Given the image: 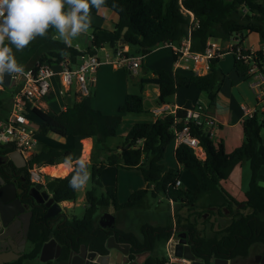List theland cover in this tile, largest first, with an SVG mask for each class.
Segmentation results:
<instances>
[{"label": "trees", "instance_id": "trees-1", "mask_svg": "<svg viewBox=\"0 0 264 264\" xmlns=\"http://www.w3.org/2000/svg\"><path fill=\"white\" fill-rule=\"evenodd\" d=\"M102 8L115 12L117 22L112 30L91 25V45H85L84 52L53 39L56 31L50 29L46 37H37L22 51L12 46L17 63L23 65L24 69L32 66L36 60H66L74 65L85 53H96L106 44L111 48L127 45L130 54L145 56L165 42L178 44L187 36L188 30L191 49L198 52L205 49L208 39L221 43L231 42L235 38L243 41L247 35L256 33L264 41V0H106ZM97 12V9H91L92 15ZM191 14L194 24L191 23ZM5 43H8L7 39ZM223 54L225 51L211 61L210 71L206 75L171 76L166 70L157 69L152 77L143 79L142 83L158 86V103L161 104L179 87L193 86L205 92L210 104L214 105L225 76L219 66ZM256 54L258 68L264 76V53L256 51ZM233 57V70L237 76L246 78L248 66ZM1 86L2 78L0 118L4 117L5 109H9L15 92L12 88L8 98H3L7 87ZM141 112L142 96L134 93L125 95L115 113H104L94 108L90 96L73 102L65 110L34 109L38 119V140L48 134L62 138L91 137L96 145H103L108 138L117 136L124 114ZM261 115L256 112L254 116L242 119L240 126L244 140L231 152L225 151L222 141H213L203 128L189 122L191 133L197 137L205 158H198L192 148L180 144L173 151L177 168L167 170L161 161L176 132L186 124V109L178 108L174 114L164 113L154 122L134 123L120 146L106 148L103 161L98 164L84 163L91 171L92 187L85 192V210L81 217L59 213L55 218L43 220V206H36L28 232L30 248L14 264H26L23 261L37 259L43 243L51 238L61 246V254L55 260L57 263L65 264L70 252L79 250L82 244L89 251L105 255L108 253L106 241L110 235L119 243L129 244V262L134 261L137 254L147 253L143 264H165L167 257H153L150 254L158 242L169 240L173 229L186 232L194 255L203 264H214L215 259L231 262L243 259L254 246L264 250V118ZM13 151V146L0 145L1 153ZM76 154V148H56L39 143V149L29 158V166L57 165L64 163L68 155L72 156L73 162ZM244 160L249 162L250 180L244 200L238 202L226 191L222 182ZM106 167L137 170L145 186L131 192L123 203L118 201L114 186H105L104 191L98 193V189L103 187L101 174ZM180 167L193 176L195 185L192 189L175 186ZM76 168L77 163H74L73 169L64 177H45V188L56 202L76 199L77 189L69 187V180ZM149 192L153 196L162 193L169 203L187 208L189 213L186 218L178 217L176 222H172L169 215L163 224L143 223L139 227L141 238L126 228L99 225V216L107 207L111 206L115 212L144 208L147 206L144 200ZM205 213L210 216L205 218ZM199 224L202 228L198 227Z\"/></svg>", "mask_w": 264, "mask_h": 264}, {"label": "built area", "instance_id": "built-area-1", "mask_svg": "<svg viewBox=\"0 0 264 264\" xmlns=\"http://www.w3.org/2000/svg\"><path fill=\"white\" fill-rule=\"evenodd\" d=\"M190 18L191 23L194 24L192 14ZM163 45L171 49L175 74L206 75L210 71L211 61L220 56L222 51H225V53H232L236 59L248 66L247 76L255 78V82L251 84L253 88H260L264 84V76L256 61L258 59L256 52L244 48L240 39L235 38L231 42L228 41L224 48L219 40L208 39L205 49L198 52L191 49L190 30H188L187 36L178 44L165 42ZM75 48L78 49L77 46ZM97 50L96 53H85L74 65H70L66 60L58 62L36 60L32 66L24 69L23 73L11 74L10 86L15 92L11 97L9 109L4 117L0 118V145L13 146L24 158L29 159L38 143V119H32V116L36 117L34 109L52 110L51 100H55L58 109L65 110L67 104H62L59 98L68 93L71 94V92L78 95L80 99L90 96V85L100 66L108 64L115 69L136 72L144 57L140 54H130L129 47L120 44L112 48V54H105V61H101ZM79 51L84 52V50ZM55 81H58L59 85H55ZM164 108L165 106L159 107L155 112H161ZM241 111L244 118L252 117L256 112H259L246 105L241 106ZM185 120L186 124L175 134L174 143L176 146L187 145L194 150L198 158L204 159L205 152L197 137L191 133L188 123L200 126L212 138L216 128L215 120L205 114L199 106L194 109H186ZM42 167L44 166L34 164L29 169V178L32 183H45V173L42 171ZM180 185L181 181L177 179L175 186L180 187ZM173 244L174 242H171L170 239L166 248L168 260L165 264H183L186 260L174 256Z\"/></svg>", "mask_w": 264, "mask_h": 264}, {"label": "rangeland", "instance_id": "rangeland-1", "mask_svg": "<svg viewBox=\"0 0 264 264\" xmlns=\"http://www.w3.org/2000/svg\"><path fill=\"white\" fill-rule=\"evenodd\" d=\"M103 12H107V14H115L117 16V14L113 12L112 10L101 8L98 10L96 14L91 15L92 21H95V19L98 18V16L102 17ZM101 27L106 28V29H110L112 27L109 18H106V21L102 23ZM85 34H88V31L86 33H82L81 35L75 38H72L67 44L71 46L78 45L81 48L84 47L85 46L84 38L86 36ZM55 36L58 37L57 32L55 33ZM57 40L65 42L64 40L59 39V38H57ZM103 48L104 49L97 50V55L101 61H105L106 53L112 54V48L109 45L106 44L103 46ZM230 58H231L230 55L225 56V60H229ZM172 61L173 59H172V53H171L170 48L158 47L154 49L152 52H150L149 54L145 55L146 63L144 66L142 65L136 69L138 74L133 79L130 76V74L127 73L128 72L127 70L120 69L119 73L114 74V71H112L113 69L111 65L103 64L101 66V69L106 70V72L104 74L103 81L100 83L97 89L98 91L96 92V95L91 97V105L94 108L96 107L95 100L97 101V103L101 102V104L104 105L102 107H108L109 105H111V103L108 102L110 101L111 95H112V88L110 86L109 79L113 77L114 79L112 81H114L115 83H120L121 80L123 82H127L128 91H130L129 93L140 94L143 98V112L126 113V114H133V116H139V118H145L144 122L149 123L151 121V115H152V112L149 111V109L154 108L155 106V100H154L155 95L151 92V88H152L151 84H148V83L142 84V80L145 77H148L150 74L153 73L154 71L153 67H155V65H161V64L166 65L167 64V65L172 66ZM11 89H12V86H9L6 88V90H4L3 95H2L3 98H6V97L8 98V95ZM146 90H149L150 92L148 96L146 95V92H145ZM54 107H57V106L54 105ZM54 107L52 106V108ZM5 110H8V108H6ZM125 116L123 117L122 122H124ZM32 119L37 120L35 116H32ZM223 128H224L223 132H221V129H216L214 136H213V140L219 141L221 137H224L227 143L225 146V151L231 152L234 148L238 147L243 142L244 140L243 133L240 127H237L236 129H231V128L229 129L226 127H223ZM124 137L125 136H122V137L116 136L114 138L111 137L107 139L106 145H112L114 146L113 148L118 147L123 143ZM237 137H238V140H237ZM46 142L47 140H43V138L38 140L37 146L34 148L33 153L39 149V143L41 145L43 143L46 144ZM65 143H66V140H65ZM174 148H175V143L173 141L167 146L165 154H164V158L161 161V163L163 164L166 170L171 169V168L173 169L177 168V165H176V162L173 156ZM95 151H97L98 154L104 156L106 149L104 150V145H98L97 150ZM95 151H94V154H95ZM44 167H48V166L46 165ZM179 170H180L179 177L182 182L181 187L187 190L192 189L195 183V180L193 176L191 175V173L187 170L182 169V167H180ZM46 175L53 176L48 173H46ZM249 180H250L249 162L247 160H244L239 165L233 168L228 179L222 182V186L226 189V191H228L231 194L233 198H235L239 202V201L244 200V192L248 188ZM102 183H103V187L98 189V193L103 192L105 184L108 185V183H110L111 185L116 187L117 197L120 203L125 202L129 194L132 191L137 190L144 186L142 177L137 170L114 169L111 167H107L103 171ZM91 187H92V182L90 178V180L83 187L77 189V196H76V199L74 200V204H72V206L68 207L67 209L66 207H62V212H64V214L66 215L68 214V215H73L76 217H81L85 210V202L83 200L85 196V192L89 190ZM144 203L147 204V206H145L144 208L120 211L119 213H117L116 214L117 221L115 222L116 227L122 228V229L126 228L130 230L131 232H133L136 236L141 238L142 236H141L139 227L143 223H149L152 225L163 224L169 213L172 214L170 217L172 222H176V220H178V217H182L185 219L187 214L189 213L187 208H183V207L180 208V207H177L176 205H173L171 207L169 205L167 198L162 193H159L153 196L149 192L147 194V197L144 200ZM197 210L201 212L200 209H197ZM209 216L210 215H208V213H205V218ZM211 220H213V217H211ZM198 227L202 228V225L199 224ZM173 238H174V243H175L177 241V236L175 235ZM166 243L168 242H158L155 245L154 251L150 255L153 257H159V258L164 256V257H167V260H168ZM29 248H30V244L28 243L27 250ZM261 250L262 249L260 247L254 246L251 249L247 258L237 259L234 262L229 261L228 264H259L256 262H250L249 260L250 259L252 260L254 255L259 254ZM147 255L148 254L145 253V254L136 256V259L134 260V262H128L126 264H143V260ZM115 259H116L115 251H111L110 263H114ZM23 263L46 264V262H42L38 258L34 260H30V261H25V262L23 261ZM51 264H62V263H57L55 260H53ZM183 264H191V262L186 260Z\"/></svg>", "mask_w": 264, "mask_h": 264}, {"label": "crops", "instance_id": "crops-1", "mask_svg": "<svg viewBox=\"0 0 264 264\" xmlns=\"http://www.w3.org/2000/svg\"><path fill=\"white\" fill-rule=\"evenodd\" d=\"M106 18H109L111 25H112V27L108 30H112L114 28V25L117 22L118 18L115 14H107V12H103L102 17L98 16V18H96L95 21H92L91 25L101 27L102 23L106 21ZM85 35L86 36L84 38V41L86 38H87V40H89L90 30H88V34H85ZM226 44H227V41L222 43L223 48L226 47ZM85 45H87L86 42H85ZM242 45L244 48H246L248 50L255 51V52L256 51H263V53H264V41L256 33H252V34L247 35V37L242 41ZM75 46H77L79 50H82V51L85 50V46L82 48L79 47L78 45H75ZM160 47H167V46L163 45ZM226 55H230L231 60L230 59L225 60ZM145 63L146 62H145V56H144L142 61H141L140 66H142V65L144 66ZM233 64H234V57H233V54L230 52H227L226 54H224L219 60L220 69L223 71L225 76H224L222 84L220 85V87L217 91V95H216L214 105L210 104L208 96L205 92L199 91L198 89H196L193 86L179 87L174 95L169 97V99L167 98L165 103L161 104V103H158V96H159L158 86L156 84H153V83H148V84H151V86H152L151 92L155 95V99H154L155 100V106H154V108L149 109V111L152 112L150 122H154L157 118H160L161 116H163V113H173L178 108L194 109V108H197L198 106L204 110L205 114L209 115L210 117H212L215 120V124H216L215 131H216V129H221V132H223V129H224L223 127H226L229 129L230 128L236 129L237 127L241 128L240 122L244 118L242 115V111H241L242 105H246V106H249L251 108L257 109L259 111V113L262 114L261 116L264 118V84H262L260 86V88H257V89L253 88L251 86V84L253 82H255V78L252 76H247L246 78H242V77L237 76V74L233 70ZM153 68H154L153 69L154 71L157 69H164L171 76H173L175 74V71L173 69V65L171 66V65H167V64L166 65L161 64V65H155V67H153ZM112 69H113L112 71H114V74L120 72V69H115V68H112ZM105 72H106V70L101 69V66H100V68H99V70L95 76L94 81L90 85V91H91L90 97L96 95V92L98 91L97 89H98L100 83L103 81ZM127 73L130 74L132 79L135 78L138 74L137 70H136V72H127ZM152 76H153V73L150 74L148 77H145L144 79L150 78ZM113 79H114L113 77L109 79L110 86L112 88V95H111L110 101H108V102H110L111 105H109L108 107H102L104 105H102L101 102L97 103V101L95 100V104H96L95 108L103 111L104 113H114L116 111L117 107L123 103L125 95L130 92V91H128V83L127 82H123L121 80L120 83H115L114 81H112ZM142 84H145V83H142ZM55 85H59L58 81H55ZM145 92H146L147 96L150 94L149 90H146ZM78 100H80L79 96L76 94L75 95L72 94V92H71V94L68 93L66 96L59 98V101L62 104H64V103L67 104V106L71 105L73 102L78 101ZM51 101H52L51 104L53 107H54V105L57 106V101H55V100H51ZM52 106H51V108H52ZM163 106H165V108L163 111H161L162 113L161 112H155V110H157L159 107H163ZM52 109L55 111H59L58 106L54 107ZM124 116H125L124 122H122V124L119 126V128L117 130V136H120V137L125 136L134 123L144 122V120H145V118H139V116H133V114H124L122 116V120H123ZM215 131H214V133H215ZM52 136L55 138H53ZM57 137H59V136H56L53 134H48L45 136H41L39 139L43 138V140H47L46 144L48 146H51V147L76 148V150H77L76 158L72 162L70 169H69V172L73 169V165H74V163H77V161H83L84 163H89V164H91V163L92 164H98L99 162H101L105 159L106 152H105L104 156L98 154L97 151H95V150H97L98 145L95 144V140L91 137H85V138H75V137H71V136H68L65 138H62V137L57 138ZM212 139H213V137H212ZM65 140H66V143H65ZM237 140H238V137H237ZM106 141L103 144L104 150L106 148H113L114 147L112 145H106ZM219 141L223 142L224 147L226 146L227 143H226L224 137H221ZM215 142H217V141H215ZM175 147H176V144H175ZM94 151H95V154H94ZM60 164H66V163H60ZM60 164H57V165H60ZM57 165H53L51 167H55ZM111 168L117 169L115 167H111ZM103 171H102V173H103ZM67 174H65L64 176H66ZM47 176L48 175H46V173H45V177H47ZM64 176H62V177H64ZM50 177H53V176H50ZM101 177H102V174H101ZM179 179H180V177H179ZM110 185H111L110 183H108V185L105 184V186H110ZM194 185H195V183H194ZM194 185H193V187H194ZM111 186H113V185H111ZM181 186H182V182H181L180 187ZM143 187H141V188H143ZM115 189H116V187H115ZM72 204H74V201H65V202L60 203L61 207H66V209L68 207L72 206ZM169 205L172 207L174 204L172 202H170ZM110 210H111L112 214L115 215V222H116L117 221L116 214L119 212H115L111 206L107 207V211L110 212ZM112 210L114 211V213ZM169 215L171 216L172 214L169 213L168 216ZM120 229H122V228H120ZM173 237H174V234H172V236L169 238V240L167 242H170V239H171V242H174ZM167 244L168 243H166V245ZM166 248H167V246H166ZM111 264H114V263H111ZM175 264H177V263H175Z\"/></svg>", "mask_w": 264, "mask_h": 264}, {"label": "clouds", "instance_id": "clouds-1", "mask_svg": "<svg viewBox=\"0 0 264 264\" xmlns=\"http://www.w3.org/2000/svg\"><path fill=\"white\" fill-rule=\"evenodd\" d=\"M105 5L106 0H0V78L4 74L24 72L12 46L22 51L37 37H46L50 29L58 33L53 39L68 43L90 29L91 9L99 10ZM64 163L71 166L72 156H66ZM90 178L88 167L83 161H77L69 187L79 189Z\"/></svg>", "mask_w": 264, "mask_h": 264}, {"label": "water", "instance_id": "water-1", "mask_svg": "<svg viewBox=\"0 0 264 264\" xmlns=\"http://www.w3.org/2000/svg\"><path fill=\"white\" fill-rule=\"evenodd\" d=\"M88 46L91 45V41L85 39ZM11 74H4L2 77V86H10ZM8 158L14 163L15 166H21L24 162V158L17 150L8 154ZM29 195L35 201L36 204L44 205L45 213L43 218L48 219L55 216L62 211L60 203L56 202L51 194L43 189L41 183H30ZM263 185V184H262ZM11 190H14V185L10 184ZM6 187L4 180L0 176V223L4 228L3 232H0V264H5L11 260L19 258L16 254L15 257H11L15 252V232L14 226L19 225L22 219V213L25 210L19 199L13 196H6ZM115 224V216L110 212H104L99 217V225L101 227L113 228ZM30 225L29 218L25 220L24 230L27 236V231ZM177 241L173 244V254L175 257L183 258L191 262V264H203L202 260L194 255L190 244L187 240L186 232L179 231L177 233ZM29 242V241H28ZM7 244L9 246H7ZM11 246V247H10ZM9 247V248H8ZM106 248L108 253L105 255H99L96 252L89 251L85 245L82 244L79 250H73L70 252L67 264H110L111 251H115L116 259L114 264H126L128 263L129 244L119 243L115 240L113 235H110L106 241ZM61 254V246L51 238L43 243L38 259L42 262H49L56 260ZM139 256V254L137 255ZM134 262V261H132ZM229 260L215 259L214 264H228Z\"/></svg>", "mask_w": 264, "mask_h": 264}, {"label": "flooded vegetation", "instance_id": "flooded-vegetation-1", "mask_svg": "<svg viewBox=\"0 0 264 264\" xmlns=\"http://www.w3.org/2000/svg\"><path fill=\"white\" fill-rule=\"evenodd\" d=\"M8 154L9 153H1L0 152V176L4 180V185L6 187L5 195L6 196H13L16 199H19L20 203L23 206H25V210L22 213V219H21L20 224L14 226L16 229V232H15L16 235H15V240H14L16 253L14 255H11V257H15L16 254H18L19 258L15 259V260H11L8 263H5V264H14L15 262H17L18 260H20L23 257V255L25 254V252L27 250V245L29 243L28 242V232H29V228L31 225V221L35 215L36 206H42V205L36 204L35 201L29 195V190L31 188L30 183H32L30 178H29V169L31 168V166H29V159H26L23 157L24 162L21 163V166L17 167L8 158ZM10 184L14 185V190H11ZM43 189L46 190L45 185L43 186ZM45 210L46 209L44 208V205H43V215L45 213ZM106 211H107V209L104 210V212H106ZM60 213H63V212L61 211ZM103 213H101V214H103ZM57 214H59V213H57ZM101 214H100V216H101ZM56 215L51 217V218H55ZM28 218L30 220V225H29V228L27 231V236H26L23 226L25 224V220H27ZM43 220H45V218H43ZM114 227H116V223L114 224ZM3 230H4V228L2 227V225L0 223V232H3ZM177 233H178V231L173 229L174 236L177 235ZM187 240H188V236H187ZM7 246H9V245L7 244ZM245 258H247V257H245ZM245 258H243V259H245ZM249 261L250 262H256L259 264H264V250L262 249L259 254H255L253 259L252 260L250 259Z\"/></svg>", "mask_w": 264, "mask_h": 264}, {"label": "bare ground", "instance_id": "bare-ground-1", "mask_svg": "<svg viewBox=\"0 0 264 264\" xmlns=\"http://www.w3.org/2000/svg\"><path fill=\"white\" fill-rule=\"evenodd\" d=\"M70 166L68 164H60L55 167H44L42 171L53 175V177H62L69 172Z\"/></svg>", "mask_w": 264, "mask_h": 264}]
</instances>
